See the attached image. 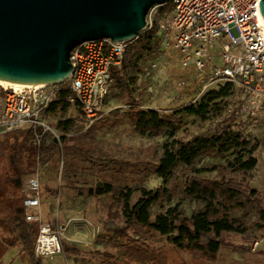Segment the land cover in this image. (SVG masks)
I'll use <instances>...</instances> for the list:
<instances>
[{
  "label": "trees",
  "instance_id": "16d2710c",
  "mask_svg": "<svg viewBox=\"0 0 264 264\" xmlns=\"http://www.w3.org/2000/svg\"><path fill=\"white\" fill-rule=\"evenodd\" d=\"M163 7L162 13L172 10L170 4ZM160 46L162 47V43L156 22L153 29L142 31L136 39L129 42L123 63L112 68L113 82L106 103H109L110 97H114L123 100L127 109L115 114L122 115L113 119L111 127L126 120L140 135L159 137L169 133L174 136L179 129L177 120L180 114L206 119L213 111L222 113L223 99L235 86L231 81L220 90L210 91L178 112L165 114L156 109L143 108L141 99L136 96L139 74L148 58ZM70 94L68 90L63 93L65 97ZM70 110L71 105L61 98L43 112V118L48 119L61 132L60 141L54 134L47 132L38 146L33 127L19 129L23 132V139L19 142L17 156L27 159L35 171L38 156L39 164L44 165L49 161H56L61 153H66L67 156L82 157L101 172L111 170L116 177H125V170H130L132 166L129 161L96 153L87 146V141L92 139L95 129L105 125L98 127L96 123L89 129L79 127V118H68ZM236 117V112L232 111L224 117L215 131L209 129L207 132L194 134L189 139L178 141L173 148L166 146L155 163H142L144 168L141 170L162 178L163 184L156 188L143 189L134 202V189L131 187L119 190L114 183H104L88 189L89 196L114 194L122 202L125 223L111 231L115 244H119L121 248L123 260L117 262L118 256L111 252L105 253L107 258L115 260V264H169L166 251L154 247L145 239V236L158 233L168 236L178 250L191 255L193 264L208 263L217 260L223 245L224 232L246 230L243 226L245 221L238 215L239 212L256 203L260 218L264 219V198L245 179L252 177V172L258 166L256 154L260 143L245 135ZM229 157L232 158L228 159ZM206 158L227 159L228 168L237 175L231 176L235 178H225L227 175L218 164L206 161L202 163ZM72 170L71 165L67 166V175ZM70 176L71 174L68 175ZM174 181L182 182L186 195L202 203V207L193 211L190 216L183 215L178 206L165 205L171 195L168 186ZM4 224V227L0 224V230H3L1 235L5 243L10 247L21 246L26 255L33 257L39 233L37 224L26 221L22 212H13ZM258 226L264 228L260 223ZM63 249L65 253L71 252L70 254L81 252L77 247L71 249L67 244H63ZM33 264H43V258H37ZM102 264H110V261Z\"/></svg>",
  "mask_w": 264,
  "mask_h": 264
},
{
  "label": "rangeland",
  "instance_id": "374dc122",
  "mask_svg": "<svg viewBox=\"0 0 264 264\" xmlns=\"http://www.w3.org/2000/svg\"><path fill=\"white\" fill-rule=\"evenodd\" d=\"M163 8L161 4L154 5L147 19L153 18L154 21L159 22L166 13L171 12L162 13ZM220 40L216 39L218 45L215 51L222 49ZM143 67V71L139 74L136 96L141 99L143 108L156 109L165 114L182 110L210 91L220 90L228 82L226 79H218L209 83L206 75L198 73L192 67H185L177 53L163 46H160L158 51L148 58ZM243 98L244 92L235 85L223 99L224 109L221 114L213 111L206 119L180 114L177 120L179 129L174 136L167 133L159 137H149L136 133L126 120L111 127L113 119L122 115L115 114L118 111L124 112L127 104L123 100L110 97L106 108L111 110L102 119L103 121L96 122L98 127L105 126L95 129L92 139L87 141V146L96 153L100 152L114 159L129 161L132 164L131 169L125 170V177H116L111 170L101 172L98 167H92L82 157L67 156L66 153H61L54 162L39 164L44 198L43 217L52 223L54 229L63 230L61 240L64 245L81 250L79 254H70L71 252L65 253L63 249L60 254L53 255L54 257H43L45 261H48L46 263L102 264L104 261H110V264H115V260L105 256L106 252L118 256L117 262H122L121 248L119 244H115L114 234L111 231L112 228L120 227L125 223L122 202L114 194L89 196L88 189L104 183H114L119 190L131 187L134 189L132 200L134 202L143 189H152L163 184L162 178L142 171L141 169L144 168L142 163H155L158 157L162 156L166 146L173 148L177 146L178 141L189 139L194 134L207 132L209 129L215 131L224 117L232 111L236 112L237 122L245 135L260 143L256 154L258 166L252 172V177L245 179L263 199L264 160L261 152L264 149V109L256 115H240L239 107ZM68 118H78L74 109L70 110ZM45 120L51 123L48 119ZM96 123L90 124L79 119L78 126L89 129ZM51 127L54 134L62 135L52 125ZM22 135L23 132L19 130L0 137V192H5V197L0 196V208L4 209L7 204L11 207L4 215L0 213L2 227L6 225L4 224L6 219L11 217L13 212L21 211L22 197L34 173V168L32 169L28 160L17 156L19 142L23 139ZM205 161L218 164L226 173L225 178H235L231 176L237 175L228 168L227 159L206 158L202 163ZM69 165L73 169L70 177H68L70 174L67 175L66 172ZM168 188L171 195L165 202L167 207L178 206L183 215L187 216L202 207L201 202L186 195L182 182H170ZM258 209L257 204L252 203L246 210L239 212L238 215L245 221L243 226L246 230L224 232L223 245L217 260L203 264H264V246L260 250H252L254 239L263 232L258 224L264 225V219L261 220ZM0 231L3 232L2 229ZM145 239L154 247L166 251L169 264H193L192 256L178 250L168 236L153 233L145 236ZM49 257L53 258L47 259Z\"/></svg>",
  "mask_w": 264,
  "mask_h": 264
},
{
  "label": "built area",
  "instance_id": "2783aa9c",
  "mask_svg": "<svg viewBox=\"0 0 264 264\" xmlns=\"http://www.w3.org/2000/svg\"><path fill=\"white\" fill-rule=\"evenodd\" d=\"M261 0H167L172 10L158 22L162 46L177 53L185 67L206 75L211 83L218 79L231 81L244 98L240 115H256L264 109V18ZM156 21L147 19L144 31L153 29ZM220 40L222 49L215 51ZM132 41V40H130ZM130 41L110 38L85 40L71 52L73 72L59 85L0 84V137L19 129H35V142L41 145L52 127L43 112L64 98L81 121L94 124L111 110L107 100L113 82L112 68L123 63ZM65 90L70 91L64 96ZM60 141L61 136L54 134ZM264 160V149L261 152ZM37 168L30 177L22 197L26 221L39 229L34 256L30 262L60 254L63 230L54 229L43 217V200L39 156ZM264 246V228L254 239L252 250Z\"/></svg>",
  "mask_w": 264,
  "mask_h": 264
},
{
  "label": "water",
  "instance_id": "95a60500",
  "mask_svg": "<svg viewBox=\"0 0 264 264\" xmlns=\"http://www.w3.org/2000/svg\"><path fill=\"white\" fill-rule=\"evenodd\" d=\"M167 0H0V81L59 85L85 40L136 39L150 9ZM264 18V0L260 2Z\"/></svg>",
  "mask_w": 264,
  "mask_h": 264
},
{
  "label": "crops",
  "instance_id": "0c3cea01",
  "mask_svg": "<svg viewBox=\"0 0 264 264\" xmlns=\"http://www.w3.org/2000/svg\"><path fill=\"white\" fill-rule=\"evenodd\" d=\"M0 196L5 197V192L1 191ZM42 200H44L43 189H42ZM43 208H44V201H43ZM2 209L3 208H0V213H2L1 215H4L6 210L11 209V207L7 206L3 210ZM20 212H22V205H21V211ZM0 245L2 246V253L0 254V264H33L30 262L31 257L26 255V253L24 252V250L21 246L10 247V246H8L7 243H5V241L2 238L1 231H0ZM53 257H49L47 259H50ZM46 262H48V261H45V258H43V264H48Z\"/></svg>",
  "mask_w": 264,
  "mask_h": 264
},
{
  "label": "bare ground",
  "instance_id": "6f19581e",
  "mask_svg": "<svg viewBox=\"0 0 264 264\" xmlns=\"http://www.w3.org/2000/svg\"><path fill=\"white\" fill-rule=\"evenodd\" d=\"M0 84L1 85H4V86H20V84H13V83H10V82H5V81H0Z\"/></svg>",
  "mask_w": 264,
  "mask_h": 264
}]
</instances>
